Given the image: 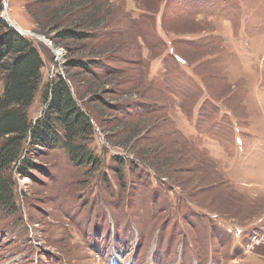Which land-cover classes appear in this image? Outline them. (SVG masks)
<instances>
[{
    "label": "rangeland",
    "instance_id": "374dc122",
    "mask_svg": "<svg viewBox=\"0 0 264 264\" xmlns=\"http://www.w3.org/2000/svg\"><path fill=\"white\" fill-rule=\"evenodd\" d=\"M66 2L104 23L84 31L103 67L71 71L75 87L115 78L105 100L123 110L82 104L98 172L61 147L25 154L0 264H264V0H3L42 59L40 89L80 56L46 33L75 25L80 12L54 24ZM44 107L37 92L29 118ZM131 127L144 132L126 143Z\"/></svg>",
    "mask_w": 264,
    "mask_h": 264
},
{
    "label": "trees",
    "instance_id": "16d2710c",
    "mask_svg": "<svg viewBox=\"0 0 264 264\" xmlns=\"http://www.w3.org/2000/svg\"><path fill=\"white\" fill-rule=\"evenodd\" d=\"M85 7L87 4L63 3L53 18L56 24V21L60 22V19L72 13L80 12L71 22L75 25L69 24L72 26L63 28L60 25L46 32L52 34L54 41L78 44L76 46H79L80 56L65 61L64 75L57 74L54 80L40 89L42 59L30 42L3 20V0H0V77L3 81V91L0 95V211L6 214L15 209L12 174L27 177L29 171L35 167L30 158H25L28 151L37 153V150H47L52 146L61 147L73 164L88 168L90 173L98 172L102 167L103 162L88 149L87 144L91 134L97 132V121L94 123L88 109L83 108L82 104L89 101V104L93 105V102H96L100 105L95 107L97 110L102 107L109 112L115 111L116 107H122L116 104L112 106V103L105 100V96L112 92L106 88L113 86L115 78L88 80L90 82L84 91L88 94L84 98L77 86L75 87L76 82L71 71L80 69L91 74L94 67H103V64L97 61L101 53H87L86 42L92 36L84 31L97 30L100 24L104 23L97 22V12H93L94 10L81 13V9ZM68 49L72 51L71 46ZM108 51L112 52L113 48ZM37 92H40L45 107L40 117L32 121L28 109ZM125 127L126 125H123V128ZM135 129L131 127L128 130L126 143H131L139 137L135 136L136 134L144 132H137ZM106 179L104 176L105 182Z\"/></svg>",
    "mask_w": 264,
    "mask_h": 264
},
{
    "label": "water",
    "instance_id": "95a60500",
    "mask_svg": "<svg viewBox=\"0 0 264 264\" xmlns=\"http://www.w3.org/2000/svg\"><path fill=\"white\" fill-rule=\"evenodd\" d=\"M4 8H5V6H4ZM7 22H8V20H7ZM10 24V26H13L11 23H9ZM14 27V26H13ZM15 28V27H14ZM16 29V28H15Z\"/></svg>",
    "mask_w": 264,
    "mask_h": 264
},
{
    "label": "bare ground",
    "instance_id": "6f19581e",
    "mask_svg": "<svg viewBox=\"0 0 264 264\" xmlns=\"http://www.w3.org/2000/svg\"><path fill=\"white\" fill-rule=\"evenodd\" d=\"M118 264V263H117Z\"/></svg>",
    "mask_w": 264,
    "mask_h": 264
}]
</instances>
